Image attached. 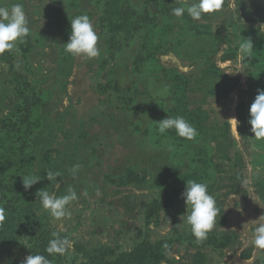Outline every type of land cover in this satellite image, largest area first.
<instances>
[{
	"label": "rangeland",
	"instance_id": "1",
	"mask_svg": "<svg viewBox=\"0 0 264 264\" xmlns=\"http://www.w3.org/2000/svg\"><path fill=\"white\" fill-rule=\"evenodd\" d=\"M108 1L0 0L23 4L31 28L18 51L0 55V264H23L32 231L45 243L53 232L74 241L53 264H264V250L248 243L251 222L264 216V141L248 123L264 90V0H225L199 21L161 14L153 0H122L149 21L128 41L118 35L116 51L102 22ZM80 14L100 36L96 59L64 51ZM168 116H183L196 138L161 135L157 123ZM48 170L62 175L50 182ZM27 174L42 179L26 191ZM188 180L206 183L220 208L208 243L181 220ZM69 186L79 198L70 219L55 221L36 193L60 196Z\"/></svg>",
	"mask_w": 264,
	"mask_h": 264
},
{
	"label": "clouds",
	"instance_id": "2",
	"mask_svg": "<svg viewBox=\"0 0 264 264\" xmlns=\"http://www.w3.org/2000/svg\"><path fill=\"white\" fill-rule=\"evenodd\" d=\"M225 0H191L190 3L172 8V15L181 18L185 14L194 21H199L205 14H215L224 10ZM235 8V3L229 4ZM71 35L69 41L63 45L66 54L72 56H84L88 59H96L101 55L98 46L100 36L94 26L92 19L87 14H80L70 21ZM31 28L23 4L14 3L11 5H0V55L18 51L17 45L23 43L30 34ZM253 44L246 40L241 45V51L248 53L252 50ZM19 67V65H17ZM250 119L253 138L256 141H264V90L258 89V94L251 104ZM238 126L236 118L230 119ZM158 125V132L163 135L169 130H175L176 134L186 140H194L198 135L196 128L183 116H176L163 119ZM71 177L75 180L80 171L81 165L74 164L68 169ZM62 175L59 171L48 170L46 178L54 181ZM22 177V185L27 191L37 184L42 178L39 175L27 174ZM41 207L47 211L55 221L70 219L72 212L70 206L78 200V193L69 186L66 193L60 196L42 189L36 193ZM87 195V192L84 193ZM99 195V192H97ZM186 205V214L181 216L183 225L190 228L191 234L197 242L206 240L211 232L217 227V217L220 208L216 199L208 191V185L196 180H188L186 188L181 194ZM7 218L4 206L0 205V228L3 227ZM255 225L252 239L248 243L256 249L264 250V216L251 222ZM52 238L48 241L45 254H31L27 256L23 264H53L49 257L65 256L73 247L74 241L68 236H61L58 232L51 233Z\"/></svg>",
	"mask_w": 264,
	"mask_h": 264
},
{
	"label": "trees",
	"instance_id": "3",
	"mask_svg": "<svg viewBox=\"0 0 264 264\" xmlns=\"http://www.w3.org/2000/svg\"><path fill=\"white\" fill-rule=\"evenodd\" d=\"M156 6V9L159 13L161 14H166L164 13V10L169 13L173 7H171V0H153ZM146 15V14H145ZM142 15L139 16L136 14V11H134L129 5H127L126 3H124L122 0H109L106 5L104 6V10H103V18H102V22L104 23V28H107L108 33L110 35V44L113 45V48L115 49V51L118 49V47H120L119 41L117 40V36L120 34H125L126 37V41H128V38H130L131 36H133L134 31L138 30L139 27L141 26V24H145L147 23V21H149V18L147 17V15ZM153 20V19H152ZM125 42V41H123ZM115 44H118L117 46ZM28 105H26V114L25 116L21 117V122L25 121L28 118V113H29V107L31 108L32 103L28 102ZM15 126L19 124V122L14 123ZM4 125L6 127H9L10 125H6L4 123ZM18 128V127H17ZM22 127H20L18 130L21 131ZM128 182H131V179H127ZM1 197V195H0ZM1 205V204H0ZM10 219H15L14 217L10 216ZM8 220V219H7ZM15 224L16 226H20V228H24V230L28 231V228L26 227V225H24L23 223L20 222L19 219H15ZM211 234V233H210ZM31 235L33 236V254L36 253H44L48 243H45V241L43 240V236L41 233H38L36 231H32ZM192 239L194 240L195 238L193 237V235L190 233L189 234ZM206 243L210 242L207 239L204 240ZM202 241V242H204ZM218 241V240H217ZM219 242H222L221 239H219ZM145 250V249H144ZM137 257V261L144 263V259L146 258L145 256H136ZM135 258V257H134ZM102 264H106V263H102ZM113 264H125V262L123 263L121 260L113 263Z\"/></svg>",
	"mask_w": 264,
	"mask_h": 264
}]
</instances>
